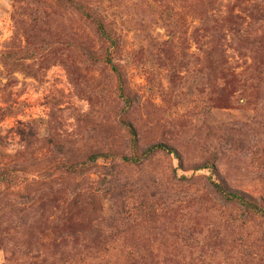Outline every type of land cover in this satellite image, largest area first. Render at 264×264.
<instances>
[{
	"label": "rangeland",
	"instance_id": "374dc122",
	"mask_svg": "<svg viewBox=\"0 0 264 264\" xmlns=\"http://www.w3.org/2000/svg\"><path fill=\"white\" fill-rule=\"evenodd\" d=\"M218 2L219 14L228 5L239 14V0ZM184 5L90 2L119 37L115 61L135 98L128 118L139 145L168 143L183 161L178 176L176 161L162 154L138 167L121 165L115 173L125 190L112 200L102 184L108 163L82 176L59 173L55 166L69 156L46 144L53 136L74 145L77 159L91 150L128 151L114 118L122 105L116 81L102 62L107 46L85 27L98 60L88 63L51 46L49 36L62 39L84 27L55 0H0V171L18 177L11 187L0 184V264H64L70 255L87 257V264H109L108 256H119L112 264H130L123 254L133 262L144 256L142 264H264V222L243 217L212 193L208 172L192 170L217 152L225 183L264 201V74L243 71V64L264 67V21L260 27L246 18L258 42L242 54L227 44L232 71L205 77L198 75L204 65L198 20ZM40 32L43 51L31 52ZM221 132L231 143L207 137ZM72 201L80 227L65 231L58 222L71 217Z\"/></svg>",
	"mask_w": 264,
	"mask_h": 264
},
{
	"label": "trees",
	"instance_id": "16d2710c",
	"mask_svg": "<svg viewBox=\"0 0 264 264\" xmlns=\"http://www.w3.org/2000/svg\"><path fill=\"white\" fill-rule=\"evenodd\" d=\"M40 4L45 0H32ZM57 7L63 11L64 14H72L79 18L84 27L81 28L79 33L75 34L70 32L66 37L62 39H53L49 36L53 43L51 46L56 48V45L80 54L88 63L95 64L98 62L91 43L86 34H84L85 27L92 30L98 41L102 42L107 46L102 57V62L111 71L112 76L115 78L116 87L114 93L117 98L121 101L122 105L114 114V118L118 126L125 133L128 141V151H114L112 149L107 150H91L86 152L83 159L75 158V147L74 145L63 143V146L55 137L51 136L46 140V144L49 148H52L56 154L68 155L69 158L62 161L55 166V171L66 175H78L82 176L98 166L100 161L108 163L106 173L109 178H105L102 184H105L107 192L110 194L111 199L115 200L118 198L120 192L125 189L123 185L117 183V174L115 173L116 168L121 165L138 167L145 161L152 159L157 154L169 156L176 161L174 167V174L177 175L179 170L183 169L182 156L178 150L173 146L164 142H155L145 146L139 145L138 131L132 121L128 118V113L132 109L135 102L134 96L131 94L124 72L120 65L115 61L116 52L120 49L119 37L115 31L107 24V21L100 15H96L89 7L91 0H55ZM185 5L183 8L187 12L191 13L193 17L198 20L199 28L196 30V36L201 47L203 63L204 65L199 69L198 75L208 77V75H215L216 73L223 71L226 67L231 72V67L228 62L226 55V46H234L239 52L247 48V46L254 45L258 40L252 38L247 32L250 24H246V18L254 24L262 27L264 21V0H254L249 5L243 6V1H240L239 14H235L234 8L227 6L224 14L218 13L219 2L218 0H181ZM218 14V15H217ZM172 25V24H171ZM42 32L39 35H33L34 45L31 52L43 51V43L41 41ZM260 43V42H259ZM166 53L165 50H163ZM243 57V56H242ZM245 65L243 71L253 70L257 74L256 77L260 78L264 74V67L259 69L258 65ZM242 71V72H243ZM230 75H234L231 73ZM225 132V131H224ZM19 136L25 138L23 131L18 132ZM210 134V133H209ZM222 134V132H221ZM226 135H220L213 133L212 136H207L212 142H219L222 144L231 143V139ZM218 153H212L208 159H206L200 165L193 167V172L206 171L208 172L207 182L212 193L222 200L224 203L236 206L242 213L243 217H254L264 222V201L252 198L248 194L235 190L229 187L222 179L221 175L216 169L215 161L217 160ZM106 168V167H105ZM185 179V177H181ZM18 183V177L12 175L10 172L0 171V184L11 187ZM80 196L77 197V199ZM77 208L76 203L73 201L67 205L66 212L70 218H59L58 225L65 229V231H72L80 227L79 219L72 216V212ZM112 213V210H110ZM117 216L122 217V211H118ZM113 218L107 222L103 220V224L109 225ZM100 244V243H98ZM121 256V254H120ZM65 257L64 264H87V257L76 258L77 255L63 256ZM106 263L112 264L118 261V257H113ZM124 258L130 264H142L144 256L140 257L139 262H133L132 256L123 254L121 258ZM58 262V261H57Z\"/></svg>",
	"mask_w": 264,
	"mask_h": 264
}]
</instances>
